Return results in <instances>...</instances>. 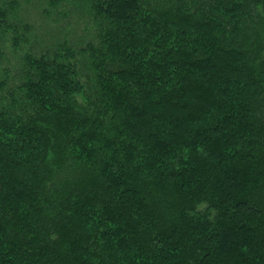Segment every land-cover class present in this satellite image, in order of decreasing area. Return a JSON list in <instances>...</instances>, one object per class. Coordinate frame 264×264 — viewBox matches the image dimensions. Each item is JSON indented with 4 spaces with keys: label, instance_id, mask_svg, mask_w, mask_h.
<instances>
[{
    "label": "trees",
    "instance_id": "16d2710c",
    "mask_svg": "<svg viewBox=\"0 0 264 264\" xmlns=\"http://www.w3.org/2000/svg\"><path fill=\"white\" fill-rule=\"evenodd\" d=\"M0 264H264V0H0Z\"/></svg>",
    "mask_w": 264,
    "mask_h": 264
}]
</instances>
